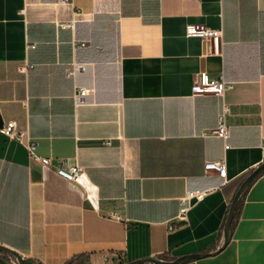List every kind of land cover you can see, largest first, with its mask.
<instances>
[{"label":"crops","instance_id":"0c3cea01","mask_svg":"<svg viewBox=\"0 0 264 264\" xmlns=\"http://www.w3.org/2000/svg\"><path fill=\"white\" fill-rule=\"evenodd\" d=\"M190 24L221 42L187 36ZM73 63L86 69L69 76ZM199 71L234 88L195 95ZM224 112L227 138L211 133ZM0 118L84 169L73 183L0 131V244L25 260L216 251L242 177L264 162V0H0ZM221 160L223 176L205 169ZM194 190L206 192L186 199ZM230 234L178 264H264V172Z\"/></svg>","mask_w":264,"mask_h":264},{"label":"built area","instance_id":"2783aa9c","mask_svg":"<svg viewBox=\"0 0 264 264\" xmlns=\"http://www.w3.org/2000/svg\"><path fill=\"white\" fill-rule=\"evenodd\" d=\"M186 35L190 37H200L207 42L219 44L223 36V30L212 28L205 24H190L186 28ZM86 69V65L82 63H73L68 70V75H75L78 71ZM234 81L226 79L223 73L217 76H211L207 71H199L194 75L192 90L193 94H216L223 96L227 91L234 88ZM89 89L76 86L74 99L76 103H85V97ZM0 131L4 133L10 140H14L22 144L27 150L30 159L37 161L45 167H53L57 174L63 178L73 182L80 183L84 175V169L76 162H71L69 159H56L51 156H42L38 153V142L32 137L28 128L20 127L17 121L8 120L3 123ZM212 134L227 138L230 134V126L227 120V114L224 112L220 115L218 125L211 131ZM106 144H111L110 140L105 141ZM205 169L215 170L219 175L225 174V161H209L205 163ZM206 191L194 190L189 191L186 199L192 197H201ZM184 206L182 211H185Z\"/></svg>","mask_w":264,"mask_h":264},{"label":"water","instance_id":"95a60500","mask_svg":"<svg viewBox=\"0 0 264 264\" xmlns=\"http://www.w3.org/2000/svg\"><path fill=\"white\" fill-rule=\"evenodd\" d=\"M3 126V121L0 118V128ZM264 170V162L261 163L259 166H257L245 179L244 181L240 184L238 190L236 191L233 200L231 202V206L228 212V216L226 219V223L224 226V235H225V240H224V244L222 245V247H220L219 249H217L216 251H212V252H207V253H196V254H188V255H182L180 257H177L174 260H163V259H158L156 257H148L145 259H138V260H134V261H130L127 263H122V264H145V263H154V264H178L184 260H188V259H194V258H202V257H206V256H210V255H215L218 252H220L225 246L226 244L229 242L230 240V232H231V224L235 215V211L239 202V199L242 195V193L244 192V190L249 186V184L251 183V181L261 172ZM0 252H5L8 253L10 255H13L19 262V264H26L25 263V259L23 258L22 255H20L19 253H17L14 249L7 247L5 245H1L0 244Z\"/></svg>","mask_w":264,"mask_h":264},{"label":"trees","instance_id":"16d2710c","mask_svg":"<svg viewBox=\"0 0 264 264\" xmlns=\"http://www.w3.org/2000/svg\"><path fill=\"white\" fill-rule=\"evenodd\" d=\"M264 172V170L263 171H261L252 181H251V183L249 184V186L244 190V192L242 193V195H241V197H240V199H239V202H238V205H237V208H236V211H235V215H234V218H233V221H232V224H231V231H232V229H233V227L235 226V223H236V221L238 220V217H239V211H240V207H241V204H242V202H243V196L245 195V193H246V191H247V189L251 186V184L262 174ZM248 176V174L247 175H245V176H243L242 177V179H241V183L244 181V179L246 178ZM231 206V205H230ZM230 209V208H229ZM228 212H229V210H228ZM227 216H228V214H227ZM227 219V218H226ZM225 223H226V221H225ZM83 258V256L82 255H79V256H76V257H73V258H71L70 260H68L67 261V263L66 264H76L75 262L77 261V260H81ZM25 263L26 264H34L33 262H31V261H29V260H25Z\"/></svg>","mask_w":264,"mask_h":264},{"label":"rangeland","instance_id":"374dc122","mask_svg":"<svg viewBox=\"0 0 264 264\" xmlns=\"http://www.w3.org/2000/svg\"><path fill=\"white\" fill-rule=\"evenodd\" d=\"M13 261L17 264V259L8 253L1 252L0 254V264H13Z\"/></svg>","mask_w":264,"mask_h":264}]
</instances>
